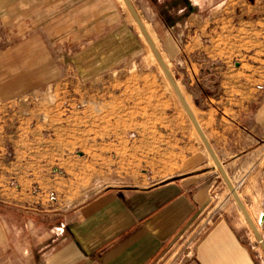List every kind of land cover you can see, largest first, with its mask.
<instances>
[{"label": "rangeland", "instance_id": "374dc122", "mask_svg": "<svg viewBox=\"0 0 264 264\" xmlns=\"http://www.w3.org/2000/svg\"><path fill=\"white\" fill-rule=\"evenodd\" d=\"M112 2L117 23L112 25L111 31L108 27L101 33V37L98 31H88L86 34L90 37L81 40V45L77 43L69 48V53L56 56L58 66H61V59L66 65L63 71L55 74L54 85L36 84L37 75L43 79L51 76V72L44 69L47 67L45 54L38 56L37 63L36 58H32L37 57L35 54L25 55L27 50L37 51L35 48L45 50L37 45L38 40H20L18 43V40L0 39V50H13L14 44L20 45L16 55L13 51L0 55V82H6L5 86H0V94L6 101L0 119L3 124L0 140L7 160L28 157V152L22 151L26 149V135L20 137L25 139L20 145L10 138L20 121L30 126L36 123L38 135L34 147L38 148L39 159L52 158L55 144L68 142L69 147L61 151L62 157L87 160V175L95 168H101L103 180L108 181L103 182V186L131 184L141 174L154 177L159 165L161 169L174 168V132L183 144L192 142L204 148L127 6L123 0ZM131 2L196 114L192 96L197 92L198 96L200 92L208 91L227 97L226 106L232 104L229 102L233 96L245 101V109L241 110L239 118L252 132L253 139L239 135L238 147L252 145L259 150L242 166L229 167L228 177L262 237L263 223L260 224L258 217L264 214V0ZM105 34L111 35L112 40L104 38ZM167 35L172 36L168 39L173 41L171 53L166 52L163 45ZM100 42L103 52L112 47L111 55L92 53L91 46ZM83 44L87 49L81 50ZM99 61L104 62L100 64ZM39 64L40 72L37 71ZM84 81H88L86 87ZM85 91L92 100L97 95L109 98L97 104V108L93 101H80ZM49 95H57L46 103L49 106L44 102L37 105L41 98ZM35 107L45 116L39 120L23 119ZM52 111L54 114H50ZM99 130L101 133H96ZM94 144L98 145L96 150L91 146ZM164 147L171 149L164 150ZM95 155L96 166L92 161ZM141 161L150 165H140ZM48 171L52 176L63 172L58 164L49 166ZM220 180L214 190L212 205L221 206L226 197L238 208L239 215L251 230L227 185ZM100 186L94 184L91 189L94 191ZM33 192L49 198L52 194L42 192L36 184ZM200 221L205 223L204 216L199 218Z\"/></svg>", "mask_w": 264, "mask_h": 264}, {"label": "crops", "instance_id": "0c3cea01", "mask_svg": "<svg viewBox=\"0 0 264 264\" xmlns=\"http://www.w3.org/2000/svg\"><path fill=\"white\" fill-rule=\"evenodd\" d=\"M115 11L112 0H0V39L18 43L38 40L37 45L45 50L35 48L37 51L27 50L25 55L35 54L37 57L32 58L37 63L38 56L45 54L44 69L51 76L43 79L37 75L36 84L54 85L55 74L66 65L61 59L58 66L55 57L69 53L77 43L81 45V40L90 37L88 31H98L100 37L108 27L111 31L117 23ZM103 37L112 40L111 35ZM168 39L172 36L164 37L163 45L171 53L173 41ZM14 46L13 50H0V55L12 51L16 55L20 45ZM80 47L87 49L84 44ZM109 47L103 52L102 42L91 46L92 53L103 55L112 54ZM37 69L41 71V64ZM87 82H83L84 87ZM5 85L0 82V86ZM197 93L192 100L198 113L190 108L229 176V167L242 166L259 150L252 145L238 147L239 135L253 139L239 118L245 101L233 96L229 102L232 104L226 106L227 97L208 91L200 92V96ZM56 96L41 98L37 105L49 103ZM108 98L97 95L92 100L85 91L80 101H93L99 108L97 104ZM5 102L0 94V119ZM44 116L35 107L23 119L39 120ZM21 123H17L10 138L20 145L25 141L20 137L26 135V149L22 151L28 152V157L7 160L0 140V264H264V251L238 208L226 197L221 206L212 205L215 187L223 178L205 146L183 144L174 132V168L161 169L159 165L154 177L141 174L131 184L103 186L108 181L103 180L101 168L87 175V160L62 157L68 142L55 144L52 158L39 159L38 148L34 147L36 123ZM91 146L93 150L98 148L97 144ZM92 159L96 166V155ZM54 164L63 172L52 176L48 168ZM140 165L150 164L141 161ZM35 184L42 192L54 194V200L33 192ZM94 184L101 186L93 191ZM201 216L206 220L204 224L199 222Z\"/></svg>", "mask_w": 264, "mask_h": 264}, {"label": "water", "instance_id": "95a60500", "mask_svg": "<svg viewBox=\"0 0 264 264\" xmlns=\"http://www.w3.org/2000/svg\"><path fill=\"white\" fill-rule=\"evenodd\" d=\"M125 5L127 6L129 12L131 13L135 23L137 24L139 30L141 31V33L143 34L149 48L151 49L155 59L157 60L159 66L161 67L163 73L165 74L169 84L171 85L175 95L177 96L180 104L182 105L184 111L186 112L189 120L191 121L193 127L195 128L197 134L199 135L201 141L203 142L206 150L208 151L211 159L213 160L216 168L219 170L225 184L227 185L228 189L230 190L232 196L234 197L238 207L240 208L241 212L243 213L247 223L249 224L251 230L253 231L257 241L259 242L260 246L262 247L263 251H264V240L262 239L261 235L259 234V232L257 231L255 225L252 223L247 210L245 208V206L243 205L239 195L237 194V191L235 189V187L233 186L231 180L229 179L226 171L224 170L223 166L221 165L219 159L217 158L215 152L213 151L211 145L209 144L207 138L205 137L195 115L193 114L189 104L187 103V101L185 100L183 94L181 93L174 77L172 76L170 70L168 69L165 61L163 60L161 54L159 53L157 47L155 46V44L153 43L152 39L150 38V36L148 35L144 24L142 22V20L140 19L139 15L136 12L135 7L133 6L131 0H123Z\"/></svg>", "mask_w": 264, "mask_h": 264}, {"label": "bare ground", "instance_id": "6f19581e", "mask_svg": "<svg viewBox=\"0 0 264 264\" xmlns=\"http://www.w3.org/2000/svg\"><path fill=\"white\" fill-rule=\"evenodd\" d=\"M124 2V1H123ZM144 27H146V26H144ZM146 29V28H145ZM140 31V30H139ZM147 31V30H146ZM141 32V31H140ZM148 33V32H147ZM141 35L143 36V34L141 33ZM148 35H149V33H148ZM150 36V35H149ZM143 38H144V36H143ZM151 38V37H150ZM145 39V38H144ZM146 41V40H145ZM153 41V40H152ZM154 43V42H153ZM175 45V44H174ZM198 135V134H197ZM213 162V161H212ZM248 213V215H249V217H250V219H251V221H252V223L255 225L256 223H255V221L251 218V216H250V214H249V212H247ZM241 215L244 217V215H243V213L241 212ZM245 218V217H244ZM258 219H260L259 221H260V224L261 223H263V221H264V214L263 215H259V217H258ZM246 220V219H245ZM256 227V226H255Z\"/></svg>", "mask_w": 264, "mask_h": 264}, {"label": "built area", "instance_id": "2783aa9c", "mask_svg": "<svg viewBox=\"0 0 264 264\" xmlns=\"http://www.w3.org/2000/svg\"><path fill=\"white\" fill-rule=\"evenodd\" d=\"M50 200H54L53 194L50 195Z\"/></svg>", "mask_w": 264, "mask_h": 264}]
</instances>
